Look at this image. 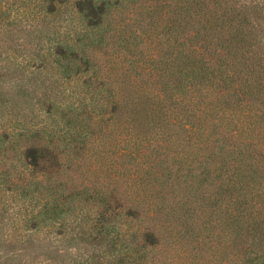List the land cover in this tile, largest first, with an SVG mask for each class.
<instances>
[{
    "label": "rangeland",
    "instance_id": "1",
    "mask_svg": "<svg viewBox=\"0 0 264 264\" xmlns=\"http://www.w3.org/2000/svg\"><path fill=\"white\" fill-rule=\"evenodd\" d=\"M78 1L0 0V264L145 257L122 231L142 221L117 210L130 196L131 93L161 54L159 14L111 1L92 26Z\"/></svg>",
    "mask_w": 264,
    "mask_h": 264
},
{
    "label": "trees",
    "instance_id": "2",
    "mask_svg": "<svg viewBox=\"0 0 264 264\" xmlns=\"http://www.w3.org/2000/svg\"><path fill=\"white\" fill-rule=\"evenodd\" d=\"M111 1L76 4L94 26ZM138 1L161 54L131 93L122 231L141 264H264V0Z\"/></svg>",
    "mask_w": 264,
    "mask_h": 264
}]
</instances>
